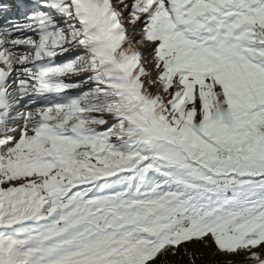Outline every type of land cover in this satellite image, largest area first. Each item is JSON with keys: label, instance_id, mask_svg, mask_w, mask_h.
I'll list each match as a JSON object with an SVG mask.
<instances>
[{"label": "snow or ice", "instance_id": "6c2138e0", "mask_svg": "<svg viewBox=\"0 0 264 264\" xmlns=\"http://www.w3.org/2000/svg\"><path fill=\"white\" fill-rule=\"evenodd\" d=\"M0 264H264V0H0Z\"/></svg>", "mask_w": 264, "mask_h": 264}]
</instances>
